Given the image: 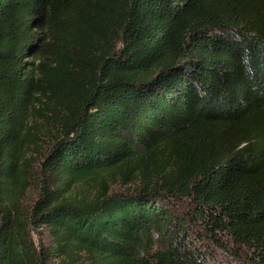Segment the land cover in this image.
I'll list each match as a JSON object with an SVG mask.
<instances>
[{"label":"trees","instance_id":"trees-1","mask_svg":"<svg viewBox=\"0 0 264 264\" xmlns=\"http://www.w3.org/2000/svg\"><path fill=\"white\" fill-rule=\"evenodd\" d=\"M264 264V0H0V264Z\"/></svg>","mask_w":264,"mask_h":264},{"label":"rangeland","instance_id":"rangeland-1","mask_svg":"<svg viewBox=\"0 0 264 264\" xmlns=\"http://www.w3.org/2000/svg\"><path fill=\"white\" fill-rule=\"evenodd\" d=\"M53 264V263H52Z\"/></svg>","mask_w":264,"mask_h":264}]
</instances>
